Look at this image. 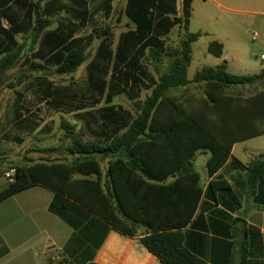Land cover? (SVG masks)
Segmentation results:
<instances>
[{
	"label": "trees",
	"instance_id": "trees-1",
	"mask_svg": "<svg viewBox=\"0 0 264 264\" xmlns=\"http://www.w3.org/2000/svg\"><path fill=\"white\" fill-rule=\"evenodd\" d=\"M114 1L103 0L101 10H92L91 0H0V20L9 24H0V74L21 61L67 76L86 64L87 74L80 92L56 86L48 76L28 83L25 90L34 92L39 104L74 113L84 128L80 133L63 120V130L74 141L65 149L70 158L15 166L13 178L0 189V202L39 185L55 192L49 211L74 230L57 264H88L112 229L135 237L141 227L148 230L141 241L162 264H206L186 248L183 233L203 193L195 154L202 148L211 151L207 168L213 175L235 142L264 134V70L237 76L224 62L190 80L192 46L203 36L189 31L193 0H182L180 16L178 0H127L125 15L134 28L122 32L116 45L109 29L84 36L100 12L111 15ZM178 26L183 38L169 47L167 40ZM95 39L101 42L89 60ZM208 52L220 58L224 44L213 39ZM164 58L170 60L168 71L156 77L150 62ZM28 78L18 77V84ZM190 85L200 86L204 97L178 95ZM250 85L260 89L250 96L232 91ZM144 90L150 94L141 101ZM15 92L13 123L34 132L38 126L26 115L32 109L25 94ZM120 95L137 102L136 115L113 104ZM102 102L104 107L93 109ZM245 184L251 194L264 186V154L250 162ZM228 187L226 181H213L209 190ZM8 252L4 247L0 258Z\"/></svg>",
	"mask_w": 264,
	"mask_h": 264
},
{
	"label": "crops",
	"instance_id": "crops-1",
	"mask_svg": "<svg viewBox=\"0 0 264 264\" xmlns=\"http://www.w3.org/2000/svg\"><path fill=\"white\" fill-rule=\"evenodd\" d=\"M196 1L212 4L220 12L216 25L219 24L226 36L215 34L211 40L222 42L224 53L226 41L232 35L235 37L237 31H241L242 37L235 38L232 44H243V36H248V25L258 27L264 35V19L260 22L254 19L264 18V0H193V6ZM178 15H182L179 8ZM192 19L193 15L189 31ZM203 20L205 29H209L211 16L206 14ZM0 24L9 26L6 19H1ZM175 29L182 30L184 35L183 28L178 26L173 31ZM260 42L264 46V36ZM224 53L220 57L222 63L227 62ZM252 55L256 56V53ZM1 137L6 138L7 134ZM263 154L264 134L235 142L224 166L210 175L207 164L211 151L197 150L193 164L201 177L203 193L195 215L183 233L186 248L206 264H264V186L257 185L255 193L251 194L245 184L250 162ZM213 181H226L229 187L212 193L209 186ZM54 196V191L39 185L0 202V239L3 241L0 254L4 247L9 250L0 258V264H46L45 249L49 245L53 246L48 250L58 248L62 257L47 264H56L63 258V249L74 230L49 211ZM147 233L148 230L141 227L138 236L129 237L112 229L88 264H162L141 241Z\"/></svg>",
	"mask_w": 264,
	"mask_h": 264
},
{
	"label": "rangeland",
	"instance_id": "rangeland-1",
	"mask_svg": "<svg viewBox=\"0 0 264 264\" xmlns=\"http://www.w3.org/2000/svg\"><path fill=\"white\" fill-rule=\"evenodd\" d=\"M102 2L103 0H91V9L101 10ZM126 3L127 0L114 1L111 15L105 17L104 13L100 12L95 18V23L90 24L85 29L83 35H94L96 30L109 29L113 34V40L116 45L120 34L131 29L133 25L125 15ZM178 8L179 11L182 12V0H178ZM206 14L211 16L209 29H205V22L203 20V17H205ZM219 14L220 12L216 10L212 4H204L203 1H196L193 6V19L190 32L202 33L203 36L193 45V61L188 70L189 79H193L199 71L206 67H215L222 63L220 58L215 57L208 52L211 39L216 35H225V32L220 29V26H218L219 24L216 25V18H218ZM254 19L257 22H260L264 18L255 17ZM219 22H221V24L223 23V21ZM55 26L56 24L54 27ZM246 29L248 31V36L246 38L243 36V44L241 46L232 44L235 38L242 37L241 31H237L235 37L232 35L226 41L224 56L228 63V71L237 76L256 75L264 69V61L261 60V57L264 54V46L260 42V39H262L264 35L260 29L254 25H248ZM255 32L261 35L260 39L254 40L253 35ZM182 38L183 31L175 29L167 40V44L169 47H177ZM19 39L21 42L25 41V38L22 36H20ZM100 42L101 40L99 39L93 41L88 50L89 60L95 54ZM253 53H256V56L252 55ZM169 62V58H164L157 64L151 61L149 68L156 77H159L168 71ZM155 65L158 68V72L155 70ZM22 75H26L29 78L25 79L26 83L19 85L18 77ZM36 76H48L54 85L70 86L73 91L80 92L86 85V64L82 66L76 74L67 76L58 74L55 68H30L29 65L25 66L21 61L16 67L0 76V189L9 181L5 175L10 173V170L15 166H27L43 160L56 162L70 158L65 152V149L71 146L74 141L67 135L66 131L63 130V120L68 121L71 125H77V131L80 133L84 128L83 122L77 121L78 119L74 113L64 114L58 112L54 108L48 107L46 104H39L35 93L25 90L28 83L33 82L34 77ZM13 83H16L15 89L11 88ZM259 89L260 88L256 85H250L237 87L232 91L243 96H250ZM16 90L25 94L24 98L26 99L28 106L32 109V111L26 115L30 114L31 124L34 125V123H37L38 127L34 132L21 130L13 123L14 105L17 98ZM149 94V91L144 90L140 100L144 101ZM178 95L200 98L204 97L203 91L198 85H190L188 89L180 91ZM113 104L124 107L134 115L138 112L137 102L130 100L126 95L117 96L113 100ZM104 106L105 103L102 102L93 109L98 110ZM4 133L7 134L6 138L1 137ZM18 139H22V142L20 143ZM45 149L54 150L43 152ZM107 165V161L101 163L103 176L106 174ZM52 246L53 245H49L45 249L47 253L46 264L52 259L62 257L58 248L48 250V248ZM55 263L57 264L58 262Z\"/></svg>",
	"mask_w": 264,
	"mask_h": 264
},
{
	"label": "built area",
	"instance_id": "built-area-1",
	"mask_svg": "<svg viewBox=\"0 0 264 264\" xmlns=\"http://www.w3.org/2000/svg\"><path fill=\"white\" fill-rule=\"evenodd\" d=\"M253 37H254V39H258L259 34L254 33ZM261 60L264 61V56L261 57ZM14 174H15V170H11L10 173H7L5 176H6V178L11 180L13 178Z\"/></svg>",
	"mask_w": 264,
	"mask_h": 264
}]
</instances>
